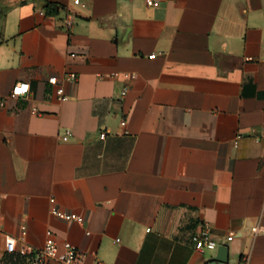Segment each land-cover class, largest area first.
Here are the masks:
<instances>
[{"label":"crops","instance_id":"obj_1","mask_svg":"<svg viewBox=\"0 0 264 264\" xmlns=\"http://www.w3.org/2000/svg\"><path fill=\"white\" fill-rule=\"evenodd\" d=\"M83 2L0 0V264H37L49 232L80 264H207L204 223L264 264V0Z\"/></svg>","mask_w":264,"mask_h":264},{"label":"built area","instance_id":"obj_2","mask_svg":"<svg viewBox=\"0 0 264 264\" xmlns=\"http://www.w3.org/2000/svg\"><path fill=\"white\" fill-rule=\"evenodd\" d=\"M73 4L79 5L82 7H85V3L83 0H71ZM147 4L149 6H158L161 3V0H146ZM74 21H73V14L68 13L67 16L64 19V27L68 30H70L73 27ZM156 54H151L149 57L154 58ZM77 74L71 73L68 76L69 80L75 81L77 80ZM48 82L50 85H52L55 88L56 95L58 98L62 101L68 100L69 96L66 94V90L64 85H62L59 82V79L57 76H51L48 79ZM30 84L24 83V82H18L14 84L11 92V96L13 97H20L22 95H27L30 93ZM127 93V89H124L121 94L122 96H125ZM125 121H122V124L125 125ZM106 136V133L101 134V138H104ZM67 136H65L63 139L67 140ZM52 208L51 212L62 219L67 220H75L79 223H84L85 218L83 216H80L74 212H66L61 209H59L56 206V200L55 198H51ZM252 233L257 235H264V224H255L251 228ZM26 228L23 227L22 234L20 237L15 236H8L7 239V252L9 253H16L20 254L22 256H30L35 253V248L31 244H26L25 246L19 248L18 242H24L25 241V235H26ZM235 234L232 232L228 236V240H232L234 238ZM192 241L195 244V248L199 251L204 252L206 249L217 251L218 246L220 245L216 240H214L211 236V226L208 223L203 224V228L199 231L193 234ZM85 253L79 250L76 246H74L70 242H65L63 244V251L60 250L58 241L53 237V234L49 232V237L45 243V245L39 250L37 255L34 257V261L37 264H47L49 260H57L61 262L62 264H80V262L84 259Z\"/></svg>","mask_w":264,"mask_h":264},{"label":"water","instance_id":"obj_3","mask_svg":"<svg viewBox=\"0 0 264 264\" xmlns=\"http://www.w3.org/2000/svg\"><path fill=\"white\" fill-rule=\"evenodd\" d=\"M229 247L226 244H220L213 256L207 260V264H229Z\"/></svg>","mask_w":264,"mask_h":264},{"label":"trees","instance_id":"obj_4","mask_svg":"<svg viewBox=\"0 0 264 264\" xmlns=\"http://www.w3.org/2000/svg\"><path fill=\"white\" fill-rule=\"evenodd\" d=\"M46 10H47V14L54 15L57 13V5L48 2L46 4Z\"/></svg>","mask_w":264,"mask_h":264}]
</instances>
